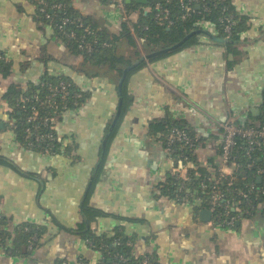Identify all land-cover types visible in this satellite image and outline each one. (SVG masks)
<instances>
[{"label":"crops","instance_id":"crops-1","mask_svg":"<svg viewBox=\"0 0 264 264\" xmlns=\"http://www.w3.org/2000/svg\"><path fill=\"white\" fill-rule=\"evenodd\" d=\"M34 1L0 0V52L9 68L6 75L0 72V264H98L101 253L88 244L85 230L121 233L131 254L151 264H264V205L234 226L201 221L196 191L182 200L161 194L176 164L160 133L149 132L152 122L187 127L197 139L194 163L207 167L219 163L220 122H258L264 103V0H230L245 18L237 41H215L221 37L217 27L202 21V31L188 44L131 69L122 84L121 110L124 101L126 107L113 126L122 69L162 48H143L139 40L130 44L114 0H69L130 61L95 64L37 17ZM125 2L149 10V4ZM58 77L70 79L86 97L60 117L57 150L41 154L23 146L10 129L11 105L4 94L10 86L25 91ZM192 165L187 161L182 179ZM24 225L43 229L32 249L15 242Z\"/></svg>","mask_w":264,"mask_h":264},{"label":"trees","instance_id":"trees-1","mask_svg":"<svg viewBox=\"0 0 264 264\" xmlns=\"http://www.w3.org/2000/svg\"><path fill=\"white\" fill-rule=\"evenodd\" d=\"M46 5L44 7L46 13L50 14V18L45 17V13L39 10L41 5L38 4V0H35L36 4V15L37 17L45 22H51L54 27L55 23L62 17H69V18H80L84 24H86L85 19L72 7L69 0H43ZM211 2V10L210 12H205L200 8V6L196 5L195 9L196 12L185 17L181 18L182 9L180 7L179 0H150L149 10L144 11L142 9L135 8L132 3H125L126 8L129 13L132 14L133 10L138 11V17L135 18V21L132 24L133 32L129 29L127 24L122 20L124 24V34L125 37L128 38L129 43L133 44L136 40H139L142 44L143 48L151 46L152 49L157 48H167L178 41H180L188 32L198 29L200 23L202 21H208L217 27L219 31V35L221 37H225V33L222 30L223 24L218 20L220 16H224L221 13L220 7L223 5L226 7V14H232L235 20V24L232 26V32L229 38L232 42H235L239 39V32L245 28V18L239 16L232 8L230 4V0H224L222 4L216 3L212 4ZM54 4H60L59 9H51V6ZM157 4L161 5L162 7H166L169 9L172 23H168L167 20H156L155 15L158 12L156 9ZM70 27V26H69ZM75 29L79 35L76 39L66 37L63 34H60L57 29L58 35L66 42V44L71 47V49L76 50L77 52L81 53L86 60L92 61L95 64H106L109 67H114L116 65H126L129 64V60H125L122 56H119L115 53V39H110L103 35L102 33L97 32L94 28H92L95 32L94 36L90 35H80V28L76 26H71ZM102 34V35H101ZM194 36L187 39L180 47L185 46L191 40H193ZM80 40H95L96 44L94 46V50L91 53H86L81 51L77 48V43ZM102 43H106L108 45H102ZM8 64L6 59L0 60V72L3 75L8 74ZM59 80H64L69 83V89L72 93H79L80 97H69L67 102L68 109L77 107L85 100V94L82 92L70 79L66 77H58V78H46L42 82L43 83H51L54 84ZM41 82V83H42ZM39 84L30 90L21 91L20 89L16 88L15 86H10L6 93L4 94V98L9 102L11 105V113L9 115V119L14 121L15 127L13 128V132L17 137V140L25 147L36 151L34 148H31L27 144V140L24 134V118L28 114V110H20L16 107V103L19 101V98L22 96H26L31 98L27 105H31L36 103V100L33 97L43 98L47 94L46 86L43 84ZM123 92V96H124ZM126 107V103L124 101L123 107L121 112H124ZM259 124H264V103L262 106V112L257 118ZM248 125V124H246ZM184 127L190 135L192 132L181 124H166V123H158L152 122L149 125V132L151 133H160L159 139L161 140L163 146L165 145V137L163 136L168 132V130L173 127ZM56 134V132H55ZM54 151L57 150V136L54 140ZM238 146L235 151L236 155V162L240 164V168L235 172L234 179L232 180L231 184L228 185V178L225 180H220L217 183V187L224 193L225 198L224 200H220V205L216 206L212 210V220L219 225H226L222 223V221H226L232 216L236 217L233 221L232 225L234 226L236 221L240 219V217H250L253 213L256 212L257 205L264 204V195L256 196L254 192L249 195L250 202H246L243 198H241L238 194L239 189H246L245 185L250 183L253 184L255 187H264V176L257 177L255 175V170L257 167H264V147L261 148H253L249 155L245 154L246 145L242 144V140L238 139ZM178 147V146H177ZM192 148L186 147L180 151H176L177 153L183 154L187 157L188 161L192 162L193 165L189 166L188 177L190 180L184 181L181 177L176 176H169L168 180L165 182L163 187L161 188V194L177 199L182 200L187 194L191 193L192 191H196V197L198 201V206L196 211L202 209H210V195L212 191V183L211 181L206 180L208 174V166L203 167L194 163V156L192 155ZM248 164H252L251 168L248 169ZM211 167H217V163H213L212 161L208 164ZM196 173L199 174V177H196ZM204 183V184H203ZM203 184V185H201ZM247 191V190H244ZM226 200H230V203L226 205ZM226 205V206H225ZM94 215H98L99 212L93 211ZM262 215L264 216V208L262 209ZM3 217L0 216V224L2 223ZM84 230V226L82 225V229ZM43 235V229L40 226H31V225H24L20 228L19 234L15 239V242L18 243L19 239L24 244L25 248H28V245L32 243L33 248L40 244L37 241H33L32 237L35 236L37 239H41ZM82 235L85 239L92 241L96 249L101 253V263L98 264H142V257H134L131 254V247L125 237L121 233H115L112 236H105L102 234H95L92 233L90 230H85L82 232ZM0 239L2 237L0 236ZM117 241L118 244L111 246V254L106 253L104 250L99 249L98 246L100 244H111L112 242ZM19 249V248H18ZM17 249V250H18ZM117 251L118 254L123 255L125 258L124 261H121L118 256H112V253ZM61 264V262H60ZM74 264V263H73ZM81 264H88L85 261H82Z\"/></svg>","mask_w":264,"mask_h":264},{"label":"built area","instance_id":"built-area-1","mask_svg":"<svg viewBox=\"0 0 264 264\" xmlns=\"http://www.w3.org/2000/svg\"><path fill=\"white\" fill-rule=\"evenodd\" d=\"M180 7L182 9L181 18H185L196 12L195 6L198 5L205 12H210L211 10V2L212 4H222L224 0H179ZM115 6L121 13V19L127 24L129 29L133 32L132 24L135 21L133 14L129 13L126 8L125 0H114ZM38 4L41 5L39 10L45 13L46 18H50V14L44 12L46 3L43 0H38ZM60 4H54L51 6V9H59ZM156 9L158 12L155 15L156 20H167L168 23H172L171 18H169L170 12L166 7H162L157 4ZM221 13L224 16H220L218 20L223 24L222 30L226 34L225 37L230 36L232 32V26L235 24V20L232 14H226V7H220ZM70 26V27H69ZM71 26H76L80 28V35H92L94 36V30L84 24L83 21L76 18H69L67 16L62 17L55 23V28L60 34L65 35L69 38L76 39L79 37L77 31L73 29ZM96 44L95 40H80L77 43V48L83 52L91 53L94 50V46ZM102 45H108L106 43H102ZM5 59V56L0 52V60ZM46 86L47 94L43 96V98L33 97L36 100V103L27 105L31 98L26 96H22L19 98V101L16 103V107L20 110H28V114L24 118V134L27 140V144L29 147L34 148L37 152L41 154H48L54 151V140L56 139V125L63 115V113L68 109L67 102L69 97H80L79 93H72L69 89V83L64 80H59L54 84L51 83H41ZM10 120V119H9ZM10 129L13 130L15 127L14 121H9ZM220 129V137L218 141V151H219V163L217 167L208 166V174L206 180L211 181L212 183V191L210 195V211L220 205V200H224L225 195L222 191L217 187V183L220 180H225L228 178L227 184L230 185L232 180L234 179L235 172L241 167L238 162H236L235 151L238 146V139L242 140V144L246 145L245 154L249 155L251 149L253 148H261L264 147V124H237L231 121H223L219 123ZM165 137V151L173 160L174 165L171 168V176L181 177L182 171L187 169V157L183 154L177 153L176 151H180L183 148L191 147L192 151L196 148L197 139L191 136L188 131L184 127L173 126L171 127L166 134L163 135ZM178 146V147H177ZM252 164H248V169H250ZM233 170V172L227 173V170ZM255 175L257 177L264 176V167H257L255 170ZM196 177H199V174L196 173ZM184 180H190L188 177L184 178ZM204 184V183H203ZM201 184V185H203ZM246 189H239V196L243 198L247 203L250 202L249 195L252 192L255 193L256 196L264 195V187L259 188L255 187L253 184H246ZM247 190V191H244ZM230 203V200H226V205ZM260 204V203H259ZM225 205V206H226ZM264 205V204H263ZM213 217V214H212ZM211 217V222L216 224ZM236 217L232 216L226 221H222L224 224H232ZM33 241L40 242L41 239H37L35 236L32 237ZM88 244L97 248L95 244L86 240ZM118 242L114 241L111 244H100L98 246L99 249L104 250L106 253L111 254V246L117 245ZM33 245L30 243L28 245V249H32ZM112 256H118L121 261H124L126 257L118 254L117 251L112 253ZM101 263V262H100ZM142 264H151L148 258L142 259ZM61 264H73L67 262H61ZM81 264V263H75Z\"/></svg>","mask_w":264,"mask_h":264},{"label":"water","instance_id":"water-1","mask_svg":"<svg viewBox=\"0 0 264 264\" xmlns=\"http://www.w3.org/2000/svg\"><path fill=\"white\" fill-rule=\"evenodd\" d=\"M142 4H148L149 2L147 0H136ZM202 30L200 29H195V30H192L190 32H188L180 41H178L177 43L167 47V48H162L160 50H157L155 52H152L150 54H147L145 56H141L138 60L132 62L131 64L129 65H126L123 69H122V73H121V76H120V79L118 81V84H117V92H118V95H119V99H118V105H117V110H116V113H115V117L113 119V123H112V126L114 125V123L116 122V120L118 119L119 117V114H120V111H121V106H122V84L125 80V77L127 75V73L133 69L135 66H137L140 62H142L145 58H149L151 56H155V55H158V54H161V53H164L168 50H172V49H175L177 47H179L180 45H182L187 39H189L192 35L196 34V33H200ZM215 41H218V42H229V41H232L230 38L228 37H220V38H216V37H212ZM211 217H212V213L209 209H202L199 211V218L201 221H204V222H208L211 220Z\"/></svg>","mask_w":264,"mask_h":264},{"label":"clouds","instance_id":"clouds-1","mask_svg":"<svg viewBox=\"0 0 264 264\" xmlns=\"http://www.w3.org/2000/svg\"><path fill=\"white\" fill-rule=\"evenodd\" d=\"M77 7H82L81 5H77Z\"/></svg>","mask_w":264,"mask_h":264}]
</instances>
